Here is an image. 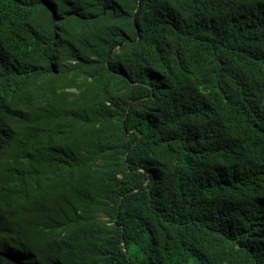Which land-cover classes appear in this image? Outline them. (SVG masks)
I'll list each match as a JSON object with an SVG mask.
<instances>
[{
    "label": "trees",
    "instance_id": "16d2710c",
    "mask_svg": "<svg viewBox=\"0 0 264 264\" xmlns=\"http://www.w3.org/2000/svg\"><path fill=\"white\" fill-rule=\"evenodd\" d=\"M0 264H264V0H0Z\"/></svg>",
    "mask_w": 264,
    "mask_h": 264
}]
</instances>
